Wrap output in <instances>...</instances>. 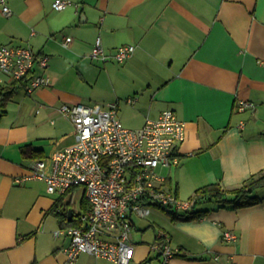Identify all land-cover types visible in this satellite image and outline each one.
I'll list each match as a JSON object with an SVG mask.
<instances>
[{
    "label": "crops",
    "instance_id": "obj_1",
    "mask_svg": "<svg viewBox=\"0 0 264 264\" xmlns=\"http://www.w3.org/2000/svg\"><path fill=\"white\" fill-rule=\"evenodd\" d=\"M53 2L7 0L10 15L0 5V45L47 55L48 67L36 63L34 73L50 80L32 94L19 82L0 118V264H116L89 253L71 263L63 250L70 238L54 235L80 224L89 208L83 186L52 194L45 180L25 178L33 160L45 159L50 172L52 155L75 142L63 104L118 102L119 117L133 128L175 110L186 137L179 162L161 172L181 198L213 182L238 187L264 170V0H71L62 10ZM98 36L109 55L121 44L136 49L124 62L92 59ZM0 76V88L10 85ZM239 99L257 109L238 111ZM26 146L38 153L25 154ZM256 194L263 199L245 207L202 202L197 207L208 212L193 219L153 206L148 217H134L130 264H162L151 248L161 230L178 250L171 264H264V186ZM226 229L236 241L222 238Z\"/></svg>",
    "mask_w": 264,
    "mask_h": 264
},
{
    "label": "built area",
    "instance_id": "obj_2",
    "mask_svg": "<svg viewBox=\"0 0 264 264\" xmlns=\"http://www.w3.org/2000/svg\"><path fill=\"white\" fill-rule=\"evenodd\" d=\"M70 3L71 0H54L53 8L62 10ZM0 5L6 15L11 14L7 0H0ZM71 40L68 36L64 45L68 46ZM135 49L134 44H121L109 55L98 36L90 57L107 60L112 56L124 62ZM48 60L47 55L38 57L29 46L0 45V73L10 80H21L28 94L49 85L44 72L34 73L36 63L45 70ZM134 100L128 99L131 103ZM247 109L255 111L257 106L250 100L239 99L238 111ZM60 112L72 121L75 142L52 155L50 172L45 159L33 160L25 178L45 180L47 191L52 194L84 187L89 208L80 213V224L60 226L54 231L55 237L70 238L63 248L69 262L89 253L116 264H130L135 256L134 217H148L153 206L185 212L195 204L194 198H181L166 188L167 178L161 172V168L179 162L177 148L186 137L185 122L175 110L166 108L156 118H147L140 128H130L119 117L118 102L105 106L63 104ZM239 126L243 128L245 122L241 121ZM222 238L234 242L237 234L226 229ZM151 248L160 253L162 264H171L178 253L165 230L158 232Z\"/></svg>",
    "mask_w": 264,
    "mask_h": 264
},
{
    "label": "trees",
    "instance_id": "obj_3",
    "mask_svg": "<svg viewBox=\"0 0 264 264\" xmlns=\"http://www.w3.org/2000/svg\"><path fill=\"white\" fill-rule=\"evenodd\" d=\"M21 80H11L10 85L0 88V118L5 112L8 102L11 100L17 84ZM23 152L27 155L29 152L38 153L28 146L23 147ZM39 156V155H36ZM264 186V170L250 176L240 186L228 188L221 182H213L198 188L194 195V206L187 211L164 210L172 216V219H193L204 216L208 209H199L197 206L202 202H216L222 206L231 204L233 207H245L259 203L263 198L256 194V191Z\"/></svg>",
    "mask_w": 264,
    "mask_h": 264
},
{
    "label": "rangeland",
    "instance_id": "obj_4",
    "mask_svg": "<svg viewBox=\"0 0 264 264\" xmlns=\"http://www.w3.org/2000/svg\"><path fill=\"white\" fill-rule=\"evenodd\" d=\"M98 92L101 93L102 91L98 90ZM106 92H107V83H106V87H105V92L104 93H106ZM133 127H135V126H132V125L130 126V128H133ZM162 169H161V171H162ZM81 195H82V188L80 187L79 189H77V192L75 193L74 198H73L72 207L75 210H80V207H81V205H80ZM162 212H165V211L163 210ZM133 234H134V231H133Z\"/></svg>",
    "mask_w": 264,
    "mask_h": 264
},
{
    "label": "water",
    "instance_id": "obj_5",
    "mask_svg": "<svg viewBox=\"0 0 264 264\" xmlns=\"http://www.w3.org/2000/svg\"><path fill=\"white\" fill-rule=\"evenodd\" d=\"M71 214H72V209L69 210V215L71 216Z\"/></svg>",
    "mask_w": 264,
    "mask_h": 264
}]
</instances>
